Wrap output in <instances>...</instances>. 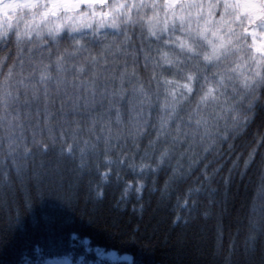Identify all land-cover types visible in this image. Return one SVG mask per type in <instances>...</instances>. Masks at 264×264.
Listing matches in <instances>:
<instances>
[{"label":"trees","instance_id":"obj_1","mask_svg":"<svg viewBox=\"0 0 264 264\" xmlns=\"http://www.w3.org/2000/svg\"><path fill=\"white\" fill-rule=\"evenodd\" d=\"M100 10L97 7V13ZM152 15L147 12L142 24L126 29L130 38L127 41L119 30L111 28L95 34L85 30L81 39L93 55L103 53L107 57L109 71L114 70L115 75L108 83L110 91L121 87L119 77L125 63L129 73L122 85L126 89L124 98L116 105L119 123L116 109L108 111L107 98L101 104L98 97L90 109L92 115L102 113L103 122L110 121V144L105 142L108 133L101 131V124L93 132L86 130L90 127L88 113L68 117L81 122L83 131L77 133V138L79 148L86 152V167H80L79 148L74 157L61 153L60 132L64 131L68 138L77 127L57 123L62 97H55L51 109L57 113L51 121V134L57 137L54 146L41 112L37 139L49 144V150L45 153L32 147L34 129L26 126L24 136L33 155L27 161L17 159V163L26 164L23 171H17L6 149L0 153V171L6 177L0 178V264H46L59 259L81 264H222L232 244L239 249L234 258L236 264H264V111L257 107L246 127L230 133L226 141L220 140L215 135L217 130L223 133L231 128L233 116H243L247 111L248 100L241 99L243 89L240 80L235 79L237 74H233V81L225 80V87L217 92L219 99L201 105L197 114L194 110L203 93L181 99L184 90L177 84L187 82L181 74L175 69L154 68L151 59L145 60V54L156 58L157 48L171 56L168 48L148 37V28L159 27L155 19L149 21ZM24 19L30 20L27 15ZM56 23L59 21L48 27ZM23 30L21 22L20 31ZM68 36L63 34L57 45L46 36L42 40L33 33L31 43L21 38L24 51L18 53L16 39L10 32L8 40L0 41V57L5 58L0 71L7 73L18 57L27 62L43 55L48 62L49 49L52 59L57 47L61 52L65 48L72 51ZM154 71L159 84L151 80ZM213 71L209 68L204 74L211 77ZM242 71L250 74L251 69ZM163 80L176 83L165 85ZM99 83L104 86L103 80ZM141 83L149 97L142 107L143 97L133 92ZM210 83L215 86V81ZM173 90L177 93L175 98L169 95ZM259 95L264 100V88ZM165 105L174 107L175 113L161 128V120L167 119L171 111ZM35 108L34 105L33 113ZM200 117L208 121L211 137L201 139L204 129H197L195 124ZM97 136L101 137L99 142ZM213 139L214 147L206 152ZM86 140L95 147H86ZM72 142L68 139V143ZM165 152L167 156L161 163ZM141 165L148 167L141 172ZM104 172L109 173L107 181L102 179ZM128 184L133 187L126 192ZM140 184L144 187L137 192ZM185 200L186 207L182 206ZM253 229L256 239L249 252L245 241ZM98 249L127 254L131 260L110 261L101 258Z\"/></svg>","mask_w":264,"mask_h":264},{"label":"snow or ice","instance_id":"obj_2","mask_svg":"<svg viewBox=\"0 0 264 264\" xmlns=\"http://www.w3.org/2000/svg\"><path fill=\"white\" fill-rule=\"evenodd\" d=\"M97 7L101 9L99 13L96 11ZM18 10L21 13L19 16H17ZM9 12L12 15H9ZM147 12L153 14L149 17V21L155 19L159 26L158 30L148 28V37L154 38L162 47L168 48L171 56L169 52H162L157 48V57L152 58L150 54H145V60L151 59L154 68L175 69L177 74H181L182 79L187 81L182 85L177 84L178 88L184 90L180 93L181 99H187L198 92L203 93L194 110L197 114L201 105H207L209 101H217L219 99L217 92L225 87V80L233 81V74H237L235 79L240 80L243 89L241 99L248 100L247 111L243 116L239 114L233 116L231 128L223 133L217 130L215 135L220 140L226 141L230 133L246 127L247 123L252 121L257 107L264 111V100L259 95L260 90L264 88V0H163L162 3L160 0H0V41L8 40L9 33L12 32L17 42V51L20 53L24 51L20 47L22 37L27 38V42L31 43L32 34L35 33L42 40L46 36L58 45L63 34L67 33L71 41L69 47L72 49L69 51L65 48L61 52L57 47L54 59L51 58L53 52L49 49L48 62H45L43 55L36 60L29 58L27 62L22 57H18L8 68L7 73L0 71V153L6 149L18 172H22L26 164L17 163V159L27 161L33 155L24 136L26 126L34 129L32 147L45 153L49 150V144L37 139L36 130L40 128L41 112L44 117V128L50 133L52 146L56 143L57 137L51 134V121L57 116V113L51 110L55 106V97H62L58 110L60 119L57 123L77 125L68 138L65 137L64 131L60 132L62 154L75 156V150L80 144L77 133L83 131L79 126L81 122L75 119L69 120V116L88 113L90 127L86 130L93 132L96 125L101 124V131L108 133L104 137L105 142L111 143L110 121L103 122V114L92 115L90 109L98 102V97L101 104L103 99L107 98L108 111L115 108L116 120L120 122V111L116 105L124 98L126 92L122 85L125 77L129 75L128 65L125 63L123 71L120 72L121 87L110 91L108 83L115 79V75L114 70L109 71L107 57L103 53L93 55L90 49L81 44V39L85 30H91L95 34L100 29L111 28L119 30L127 41L130 38L126 29L129 26L142 24L143 15ZM161 12H163L162 19ZM25 15L30 20H25ZM37 17L39 23L36 22ZM13 20H15V31H13ZM53 21L59 23L48 27ZM21 22L24 24L23 32L20 31ZM177 31L181 36L174 37L172 34ZM28 51L31 52L32 49ZM83 53L88 54L83 55ZM78 55H81L82 59H76ZM4 59L0 57V67L3 66ZM209 68L215 69L211 77L204 74ZM247 69H251L250 74L242 71ZM85 74L87 78H84ZM131 76H135V71ZM101 80L104 81L103 87L99 83ZM151 80H156L157 84L161 82L155 71ZM210 81H215V86H212ZM174 83L176 82L173 80H163L165 85ZM233 91L235 92L236 89L233 88ZM133 92L143 97L140 101L142 107L149 98L144 85L141 83L139 87H134ZM169 95L175 98L177 93L173 90ZM34 105L35 113H33ZM165 107L171 106L165 105ZM174 113L175 108L171 107L168 118L161 120V128L168 124ZM33 119L36 120L35 124L32 123ZM189 121L191 122V114ZM195 124L197 129L201 127L204 129L201 139L213 135L208 121L203 117L197 119ZM68 139L73 142L68 143ZM100 139L101 137H96L98 142ZM215 143L216 140L213 139L205 151L209 152ZM84 144L86 147H95L87 140ZM79 151L80 167L83 168L87 163L84 159L86 152L84 148H79ZM166 156L167 152L162 154L161 163ZM106 163L113 162L106 160ZM147 167L141 165V172ZM101 176L107 181L109 173H101ZM0 178L6 179L2 171ZM132 187V184H128L125 191ZM143 187L140 184L135 190L139 192ZM187 205L188 200H185L182 206ZM255 239L253 229L245 241L247 251L251 252ZM238 252L239 249L235 244L230 245L222 264H236L234 258Z\"/></svg>","mask_w":264,"mask_h":264},{"label":"rangeland","instance_id":"obj_3","mask_svg":"<svg viewBox=\"0 0 264 264\" xmlns=\"http://www.w3.org/2000/svg\"><path fill=\"white\" fill-rule=\"evenodd\" d=\"M9 14H11V12H9ZM97 253L101 258H106V259H109L110 261H120V260L130 261L131 260L129 255L127 254L120 255L113 250L105 251L103 249H98ZM46 264H81V263H73L72 261L68 259H59V260H51L49 261V263H46Z\"/></svg>","mask_w":264,"mask_h":264}]
</instances>
